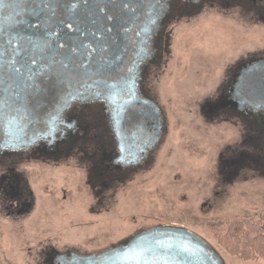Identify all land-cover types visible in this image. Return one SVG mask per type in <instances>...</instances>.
<instances>
[{
	"label": "flooded vegetation",
	"instance_id": "af4514ba",
	"mask_svg": "<svg viewBox=\"0 0 264 264\" xmlns=\"http://www.w3.org/2000/svg\"><path fill=\"white\" fill-rule=\"evenodd\" d=\"M206 9L264 24V0H7L0 16V213L31 215L36 180L63 166L59 185L83 183L94 202L89 216L98 214L122 185L152 168L168 134L159 84L172 28ZM259 63L264 52L240 57L200 104L207 122H231L243 133L245 151L222 162L228 183L244 170L264 176V103L251 87L264 77ZM113 247L80 253L45 246L38 254L53 264Z\"/></svg>",
	"mask_w": 264,
	"mask_h": 264
},
{
	"label": "rangeland",
	"instance_id": "374dc122",
	"mask_svg": "<svg viewBox=\"0 0 264 264\" xmlns=\"http://www.w3.org/2000/svg\"><path fill=\"white\" fill-rule=\"evenodd\" d=\"M169 50L159 84L168 134L153 167L122 185L107 211L91 216L94 202L83 183L78 189L68 188L65 180L59 185L66 175L63 166L52 169L51 179L41 176L31 215L13 220L0 213L1 264H42L38 252L45 246L97 253L158 225L197 234L225 264H264V258L231 257L214 239L235 221L264 222V176L244 170L228 183L222 162L245 151L243 133L231 122H207L200 114L222 71L240 57L264 52V24L235 10L217 15L206 9L173 26ZM48 179L49 189H44ZM43 239L45 245L38 243Z\"/></svg>",
	"mask_w": 264,
	"mask_h": 264
},
{
	"label": "water",
	"instance_id": "95a60500",
	"mask_svg": "<svg viewBox=\"0 0 264 264\" xmlns=\"http://www.w3.org/2000/svg\"><path fill=\"white\" fill-rule=\"evenodd\" d=\"M7 0H0V16ZM264 67V63L255 68ZM258 100L264 103V77L251 83ZM53 264H225L216 250L197 234L179 227L157 226L143 230L124 243L99 255L72 254L57 257Z\"/></svg>",
	"mask_w": 264,
	"mask_h": 264
},
{
	"label": "trees",
	"instance_id": "16d2710c",
	"mask_svg": "<svg viewBox=\"0 0 264 264\" xmlns=\"http://www.w3.org/2000/svg\"><path fill=\"white\" fill-rule=\"evenodd\" d=\"M214 239L228 255L243 262L264 258V222L262 221H235L228 226L225 233H215Z\"/></svg>",
	"mask_w": 264,
	"mask_h": 264
}]
</instances>
